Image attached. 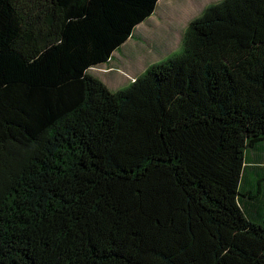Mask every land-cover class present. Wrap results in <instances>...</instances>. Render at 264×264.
Masks as SVG:
<instances>
[{"label": "trees", "instance_id": "1", "mask_svg": "<svg viewBox=\"0 0 264 264\" xmlns=\"http://www.w3.org/2000/svg\"><path fill=\"white\" fill-rule=\"evenodd\" d=\"M159 1L0 0V264H264V0L110 90Z\"/></svg>", "mask_w": 264, "mask_h": 264}, {"label": "rangeland", "instance_id": "2", "mask_svg": "<svg viewBox=\"0 0 264 264\" xmlns=\"http://www.w3.org/2000/svg\"><path fill=\"white\" fill-rule=\"evenodd\" d=\"M220 1L160 0L155 13L138 26L135 35L115 52L113 59L92 68L91 73L98 75L112 91L128 87L149 66L174 59L189 23L206 7ZM259 202L264 216V196ZM245 207L251 212L255 209L254 204H245Z\"/></svg>", "mask_w": 264, "mask_h": 264}]
</instances>
